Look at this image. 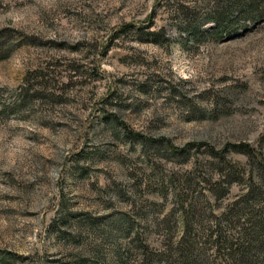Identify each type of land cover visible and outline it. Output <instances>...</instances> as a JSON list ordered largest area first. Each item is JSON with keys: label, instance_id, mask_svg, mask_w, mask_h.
Returning a JSON list of instances; mask_svg holds the SVG:
<instances>
[{"label": "rangeland", "instance_id": "374dc122", "mask_svg": "<svg viewBox=\"0 0 264 264\" xmlns=\"http://www.w3.org/2000/svg\"><path fill=\"white\" fill-rule=\"evenodd\" d=\"M263 2L0 0V264H171L184 218L194 264H232L211 234L264 189Z\"/></svg>", "mask_w": 264, "mask_h": 264}, {"label": "trees", "instance_id": "16d2710c", "mask_svg": "<svg viewBox=\"0 0 264 264\" xmlns=\"http://www.w3.org/2000/svg\"><path fill=\"white\" fill-rule=\"evenodd\" d=\"M222 1L227 4L224 8L237 7L245 13L247 11L255 13L261 2V0ZM220 15L222 14L218 13L216 18L211 19L217 28L225 22L221 21ZM26 82L28 83V80ZM248 152L247 155L250 154ZM253 190L246 192L241 200L234 201L225 208L220 216L222 225L218 224L215 227L216 233L211 234L216 242L217 252L219 254L222 252L223 257L232 264H264V189ZM183 214V217H186V212ZM244 218L248 222V227L237 229V224H240V220ZM184 220L185 231L173 249L171 264H194L196 258L195 237L189 224L186 223V218Z\"/></svg>", "mask_w": 264, "mask_h": 264}]
</instances>
